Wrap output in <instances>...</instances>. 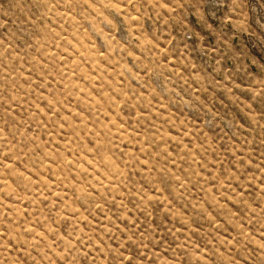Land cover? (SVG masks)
Segmentation results:
<instances>
[{
  "label": "rangeland",
  "instance_id": "obj_1",
  "mask_svg": "<svg viewBox=\"0 0 264 264\" xmlns=\"http://www.w3.org/2000/svg\"><path fill=\"white\" fill-rule=\"evenodd\" d=\"M0 0V264H264V0Z\"/></svg>",
  "mask_w": 264,
  "mask_h": 264
},
{
  "label": "snow or ice",
  "instance_id": "obj_2",
  "mask_svg": "<svg viewBox=\"0 0 264 264\" xmlns=\"http://www.w3.org/2000/svg\"><path fill=\"white\" fill-rule=\"evenodd\" d=\"M193 6H198V4H197L196 0H194V5H193Z\"/></svg>",
  "mask_w": 264,
  "mask_h": 264
}]
</instances>
